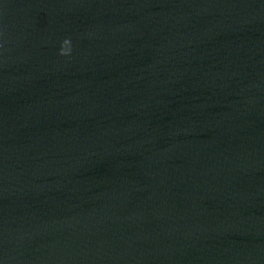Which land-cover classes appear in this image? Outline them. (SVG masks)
<instances>
[{"label": "clouds", "instance_id": "1", "mask_svg": "<svg viewBox=\"0 0 264 264\" xmlns=\"http://www.w3.org/2000/svg\"><path fill=\"white\" fill-rule=\"evenodd\" d=\"M70 44V41H68V40H65L64 41V47H62V49H61V55H67L68 53H67V46Z\"/></svg>", "mask_w": 264, "mask_h": 264}]
</instances>
